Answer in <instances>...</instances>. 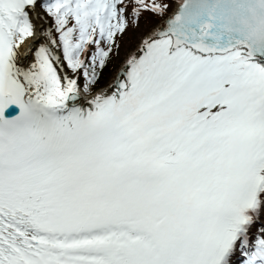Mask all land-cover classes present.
Returning a JSON list of instances; mask_svg holds the SVG:
<instances>
[{
  "label": "snow or ice",
  "instance_id": "obj_1",
  "mask_svg": "<svg viewBox=\"0 0 264 264\" xmlns=\"http://www.w3.org/2000/svg\"><path fill=\"white\" fill-rule=\"evenodd\" d=\"M0 264H264V0H0Z\"/></svg>",
  "mask_w": 264,
  "mask_h": 264
},
{
  "label": "trees",
  "instance_id": "obj_2",
  "mask_svg": "<svg viewBox=\"0 0 264 264\" xmlns=\"http://www.w3.org/2000/svg\"><path fill=\"white\" fill-rule=\"evenodd\" d=\"M159 21L160 20L155 18V17H152L150 15H146L145 18L141 21L140 25H144L145 27L148 26V29H150L152 26L159 23ZM134 28L135 27L130 28L128 33L125 35V37L128 36V37L136 39ZM119 61H120V58L117 57L116 59H114L113 63L105 70L103 77H102L100 83L98 84L97 88L107 85V83L110 81L111 77L115 73ZM80 82L83 85V83H84L83 79H81ZM257 230H259V226L257 227Z\"/></svg>",
  "mask_w": 264,
  "mask_h": 264
},
{
  "label": "rangeland",
  "instance_id": "obj_3",
  "mask_svg": "<svg viewBox=\"0 0 264 264\" xmlns=\"http://www.w3.org/2000/svg\"><path fill=\"white\" fill-rule=\"evenodd\" d=\"M147 30H148V26L145 27L144 25H139V27L138 28L136 27V30H135V37H136L135 40L129 39L128 36L124 38V41L122 43V50L119 54V55H122L123 57L119 63H121L124 60L123 58L126 56V54L130 50H133L135 48V46L138 44L139 39L142 36H144V34L146 35L148 33ZM134 41H135V43H134ZM126 49H127V51H126ZM125 51H126V53H125ZM123 53H125V54L123 55Z\"/></svg>",
  "mask_w": 264,
  "mask_h": 264
},
{
  "label": "bare ground",
  "instance_id": "obj_4",
  "mask_svg": "<svg viewBox=\"0 0 264 264\" xmlns=\"http://www.w3.org/2000/svg\"><path fill=\"white\" fill-rule=\"evenodd\" d=\"M104 90H106V89H104Z\"/></svg>",
  "mask_w": 264,
  "mask_h": 264
},
{
  "label": "water",
  "instance_id": "obj_5",
  "mask_svg": "<svg viewBox=\"0 0 264 264\" xmlns=\"http://www.w3.org/2000/svg\"><path fill=\"white\" fill-rule=\"evenodd\" d=\"M162 23V22H161Z\"/></svg>",
  "mask_w": 264,
  "mask_h": 264
}]
</instances>
